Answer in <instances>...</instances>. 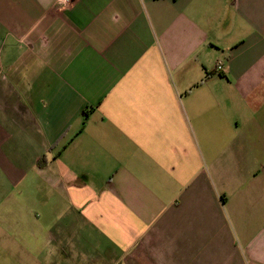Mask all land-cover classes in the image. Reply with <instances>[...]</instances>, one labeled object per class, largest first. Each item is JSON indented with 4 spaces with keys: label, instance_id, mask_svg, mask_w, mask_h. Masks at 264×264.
<instances>
[{
    "label": "crops",
    "instance_id": "1",
    "mask_svg": "<svg viewBox=\"0 0 264 264\" xmlns=\"http://www.w3.org/2000/svg\"><path fill=\"white\" fill-rule=\"evenodd\" d=\"M0 264H264V0H0Z\"/></svg>",
    "mask_w": 264,
    "mask_h": 264
},
{
    "label": "built area",
    "instance_id": "2",
    "mask_svg": "<svg viewBox=\"0 0 264 264\" xmlns=\"http://www.w3.org/2000/svg\"><path fill=\"white\" fill-rule=\"evenodd\" d=\"M218 70H221L222 68H223V63L222 62H220L219 64H218Z\"/></svg>",
    "mask_w": 264,
    "mask_h": 264
},
{
    "label": "trees",
    "instance_id": "3",
    "mask_svg": "<svg viewBox=\"0 0 264 264\" xmlns=\"http://www.w3.org/2000/svg\"><path fill=\"white\" fill-rule=\"evenodd\" d=\"M43 163V162H42Z\"/></svg>",
    "mask_w": 264,
    "mask_h": 264
}]
</instances>
